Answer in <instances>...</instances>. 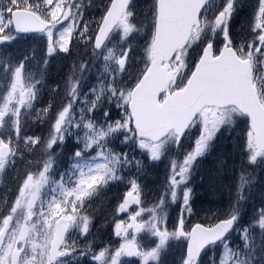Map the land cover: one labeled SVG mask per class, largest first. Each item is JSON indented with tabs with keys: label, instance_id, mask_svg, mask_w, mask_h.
Listing matches in <instances>:
<instances>
[{
	"label": "snow or ice",
	"instance_id": "6c2138e0",
	"mask_svg": "<svg viewBox=\"0 0 264 264\" xmlns=\"http://www.w3.org/2000/svg\"><path fill=\"white\" fill-rule=\"evenodd\" d=\"M0 264H264V0H0Z\"/></svg>",
	"mask_w": 264,
	"mask_h": 264
},
{
	"label": "trees",
	"instance_id": "16d2710c",
	"mask_svg": "<svg viewBox=\"0 0 264 264\" xmlns=\"http://www.w3.org/2000/svg\"><path fill=\"white\" fill-rule=\"evenodd\" d=\"M69 73V65L67 62H65L62 67H57L55 65H53L51 72H52V80H58L59 77L63 76L61 74H63L64 72ZM51 83V80L49 81ZM47 99V94H45V100ZM42 106V105H40ZM34 130L39 133L41 131L46 130V126L45 125H41L39 121H35L34 125H33ZM157 181L154 180H149V185L152 186L153 184H155Z\"/></svg>",
	"mask_w": 264,
	"mask_h": 264
},
{
	"label": "rangeland",
	"instance_id": "374dc122",
	"mask_svg": "<svg viewBox=\"0 0 264 264\" xmlns=\"http://www.w3.org/2000/svg\"><path fill=\"white\" fill-rule=\"evenodd\" d=\"M34 117H36V113H35V112H33V114H32V117H31V118H34Z\"/></svg>",
	"mask_w": 264,
	"mask_h": 264
}]
</instances>
